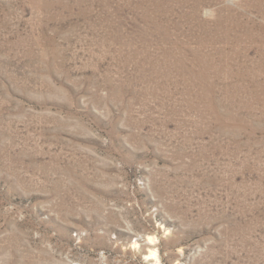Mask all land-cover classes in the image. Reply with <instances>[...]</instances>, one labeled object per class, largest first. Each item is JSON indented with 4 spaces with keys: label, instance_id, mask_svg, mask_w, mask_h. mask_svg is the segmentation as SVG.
<instances>
[{
    "label": "rangeland",
    "instance_id": "374dc122",
    "mask_svg": "<svg viewBox=\"0 0 264 264\" xmlns=\"http://www.w3.org/2000/svg\"><path fill=\"white\" fill-rule=\"evenodd\" d=\"M0 264H264V0H0Z\"/></svg>",
    "mask_w": 264,
    "mask_h": 264
},
{
    "label": "bare ground",
    "instance_id": "6f19581e",
    "mask_svg": "<svg viewBox=\"0 0 264 264\" xmlns=\"http://www.w3.org/2000/svg\"><path fill=\"white\" fill-rule=\"evenodd\" d=\"M147 241H148V243L150 245H153V243L155 242V238L149 237ZM136 244H138V243L136 242ZM149 256H151L152 258H154L157 261V259H158V252H157V250H155V249H153L151 247V250L149 252Z\"/></svg>",
    "mask_w": 264,
    "mask_h": 264
}]
</instances>
